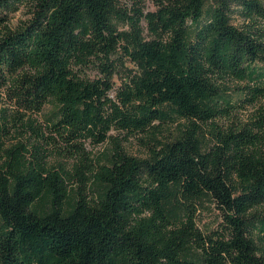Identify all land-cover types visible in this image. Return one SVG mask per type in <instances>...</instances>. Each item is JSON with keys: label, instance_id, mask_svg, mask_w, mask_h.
Returning <instances> with one entry per match:
<instances>
[{"label": "trees", "instance_id": "16d2710c", "mask_svg": "<svg viewBox=\"0 0 264 264\" xmlns=\"http://www.w3.org/2000/svg\"><path fill=\"white\" fill-rule=\"evenodd\" d=\"M144 4L0 0V264H264V0ZM46 104L71 146L114 129L147 153L115 141L67 168L7 147L10 120L44 137L31 115Z\"/></svg>", "mask_w": 264, "mask_h": 264}, {"label": "rangeland", "instance_id": "374dc122", "mask_svg": "<svg viewBox=\"0 0 264 264\" xmlns=\"http://www.w3.org/2000/svg\"><path fill=\"white\" fill-rule=\"evenodd\" d=\"M153 2L154 0H145L144 6L151 9L153 8ZM30 7L29 4H21L15 11L9 13L7 25L10 28H16L23 24V22L28 20L31 15ZM232 22L235 25H240L242 19L234 15ZM127 65L131 67L130 64ZM123 74L124 72L120 71L114 76V87H117L120 84ZM88 75L94 77L96 76V72L89 71ZM113 94L114 92H111V96H113ZM3 105L7 107L8 113L10 114H13L16 110V107L8 100H4ZM49 108L50 106L46 104L40 112L31 115V118L34 119V125L37 126L44 137H37L27 127L20 126L19 122H17L18 126H15V124L12 123V120H10L9 132L4 137L5 145L9 147L17 142H22L28 147L35 145L36 150L38 148L39 152L43 153V159L48 165L63 163L67 168H70L73 162L76 161L74 155L76 154L75 152H77V149L83 150L87 156L94 159V157L98 156L103 150L112 148L115 141H118L120 147L130 155L145 156L147 153V144L145 137L142 134L127 135L124 132L114 129L109 132L111 137L104 142L95 143L92 139L88 138L80 141L78 147L71 146L69 143H74L75 141L68 142L65 139H62L55 131H52L51 128L46 125L45 119ZM252 109L253 108L250 105L240 106L237 112L238 119L242 121L246 120ZM173 129L174 127L172 125L164 126L162 133L163 135H168V131ZM30 149H32L31 152L34 153L35 148ZM259 211L264 216V204L259 207ZM218 214V210L214 208L199 213L198 225L203 230L208 227L214 229L220 219Z\"/></svg>", "mask_w": 264, "mask_h": 264}]
</instances>
